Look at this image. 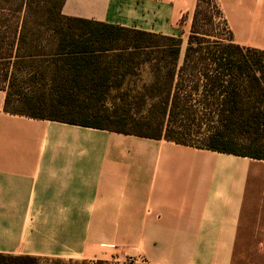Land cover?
Returning a JSON list of instances; mask_svg holds the SVG:
<instances>
[{"label": "crops", "instance_id": "0c3cea01", "mask_svg": "<svg viewBox=\"0 0 264 264\" xmlns=\"http://www.w3.org/2000/svg\"><path fill=\"white\" fill-rule=\"evenodd\" d=\"M264 51V0H215ZM198 0H66L62 15L190 35ZM0 90V255L264 264V161L13 115Z\"/></svg>", "mask_w": 264, "mask_h": 264}, {"label": "trees", "instance_id": "16d2710c", "mask_svg": "<svg viewBox=\"0 0 264 264\" xmlns=\"http://www.w3.org/2000/svg\"><path fill=\"white\" fill-rule=\"evenodd\" d=\"M65 1L48 16L51 0H0V71L12 76L0 86L7 113L264 161V51L234 43L217 3L208 25L216 15L221 33L198 37L205 3L198 0L182 55L181 38L68 18ZM148 39L169 44L153 46ZM121 40L129 45L116 48ZM144 65L154 80L133 90L143 110L133 113L131 105L111 101L125 84L113 80ZM18 82L28 86L12 92ZM195 130L204 136L200 142L189 139ZM0 264L39 262L0 255Z\"/></svg>", "mask_w": 264, "mask_h": 264}, {"label": "rangeland", "instance_id": "374dc122", "mask_svg": "<svg viewBox=\"0 0 264 264\" xmlns=\"http://www.w3.org/2000/svg\"><path fill=\"white\" fill-rule=\"evenodd\" d=\"M58 3L59 0H51L50 3V8H51V12L49 13L48 16H54L55 13L58 11ZM216 3L215 0H205V3L202 6V15L199 16L198 18V29H199V35L198 37L200 39L206 37L205 35L207 34H219L221 33V27L218 28V25L222 22V20L215 16V19L213 21L214 24H209V18L211 17V13L213 12L212 8L213 5ZM190 35H188V37L183 41V46H182V55H184L186 48L188 46V38ZM125 34L123 35V38H125ZM133 38V37H132ZM132 40V39H131ZM130 42V41H129ZM129 42H126L125 40H121L119 43H116L115 46L116 48H123L127 45H129ZM131 44L133 45L134 43L131 42ZM147 44L156 46V45H166L169 44V42H164L162 40L159 39H148ZM154 77H153V73L151 71V68L149 65H144V66H140L136 69H134L133 73L128 75L126 78L122 79L121 77H118L116 79H114L113 81L115 83H118L119 81H124L125 84L122 86V89H117L116 91H113L111 94V101L115 102L118 105H124V103L131 105L130 107L132 108V112L133 113H138V112H142L143 110H139L140 108H138V102L139 99H136V93L133 92V90H140L143 88V86L145 85H149L153 82ZM10 83H12V76H11V72L8 76H6V72H1L0 71V86L1 87H7ZM34 85V84H32ZM27 84H24L23 82H18L17 86H15V88L12 89V92L17 91V93L23 92V90L25 89V87H27ZM130 90V97L127 100H123V97L127 94V91ZM18 97V96H17ZM16 96H14V99H17ZM13 110H15L13 107H11ZM197 130H195L194 132V136H192V138L190 137L189 139H193L195 142L197 141H201L204 136L197 134L196 133ZM39 264H82L83 261H72V260H64V259H44V260H39L38 259ZM106 264H124L123 261L121 263L118 262H105Z\"/></svg>", "mask_w": 264, "mask_h": 264}, {"label": "built area", "instance_id": "2783aa9c", "mask_svg": "<svg viewBox=\"0 0 264 264\" xmlns=\"http://www.w3.org/2000/svg\"><path fill=\"white\" fill-rule=\"evenodd\" d=\"M121 263V262H118ZM124 264H148L146 259L143 257H137V256H130L127 257L124 261Z\"/></svg>", "mask_w": 264, "mask_h": 264}]
</instances>
